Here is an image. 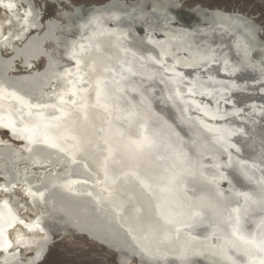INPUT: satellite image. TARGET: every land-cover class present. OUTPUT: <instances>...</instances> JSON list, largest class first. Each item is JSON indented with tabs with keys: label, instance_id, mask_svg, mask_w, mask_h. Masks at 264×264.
Listing matches in <instances>:
<instances>
[{
	"label": "bare ground",
	"instance_id": "6f19581e",
	"mask_svg": "<svg viewBox=\"0 0 264 264\" xmlns=\"http://www.w3.org/2000/svg\"><path fill=\"white\" fill-rule=\"evenodd\" d=\"M57 2L60 7L47 17L42 15L46 0H0V45L6 50L0 55V107L7 108L0 109V123L11 125L12 135L21 139L0 133V152L5 151L0 154V264L41 263L49 252L37 261L43 245L55 237L49 215L119 250L136 252L137 258L129 260L126 251H119L125 264H139V253L148 254L152 264H264V50L252 53L249 61L218 55L216 47L226 41L221 35L214 38L220 29L203 13L205 6L197 18L194 13L181 17L171 10L153 14L150 0L141 4L107 0L90 8ZM207 9L230 20H251L239 12ZM134 24L143 25L147 33ZM48 28L51 39L40 44L41 51L57 49L60 55L59 65L50 72L45 70L46 61L37 65L25 58L24 49ZM119 31L133 52L118 54L104 48L97 55L94 46L109 44L108 34ZM146 38L158 47L160 57L145 45ZM106 52L112 55L110 60ZM21 64L30 69L22 70ZM16 84L22 91L15 90ZM162 86L169 89L170 102L183 110L184 121L202 134L205 146L195 149L200 144L164 126L168 149L147 157L145 172L154 165L166 170L162 179L173 176L172 187L168 184L173 203L168 216L159 209L161 182L149 189L147 179L128 168L132 161L114 155L120 145L129 146L127 141L141 152L148 150L150 144L139 140L140 121L149 118L144 104L151 99L148 92L160 96ZM99 89L107 91L110 99L99 97ZM88 108L97 115L93 122L86 114ZM150 124L151 131L164 125L152 120ZM63 131L67 135L61 138ZM54 134L57 143L50 139ZM77 136L89 140L85 152L75 151ZM32 146L50 153L30 154ZM242 147L255 158L239 155ZM108 166L120 171L107 174ZM234 172L246 176L253 187H229L224 180ZM185 181L188 188L196 183L208 188L181 190ZM202 192L220 207L215 215L206 206L198 209ZM122 199L129 202L126 208L116 201ZM80 202L88 207L91 219L100 215L116 224L120 212L125 216L140 209L143 229L155 232L162 245L147 250L115 240L92 225L78 226L80 217L69 212L75 209L72 204L76 207ZM198 211L202 217L196 220ZM238 214L245 223L241 235L233 228ZM250 223L257 226L252 236Z\"/></svg>",
	"mask_w": 264,
	"mask_h": 264
},
{
	"label": "water",
	"instance_id": "95a60500",
	"mask_svg": "<svg viewBox=\"0 0 264 264\" xmlns=\"http://www.w3.org/2000/svg\"><path fill=\"white\" fill-rule=\"evenodd\" d=\"M125 1V0H123ZM127 1H131V0H127ZM140 2V4L142 3V0H138ZM47 2L49 3H54L55 7L52 5V10L54 12H56V9L60 7V5L58 4L57 0H47ZM70 0H62L63 5H70ZM100 2H106V0H96L94 2H90V3H100ZM89 3V2H88ZM81 6H84L86 8H90L93 5H87L86 2H80ZM150 5L153 6L151 8L153 14H165L166 10H171L172 12H174L175 14H177L178 16L181 17H185L187 16V14L191 15L192 13H194V15L197 18H200L199 13L202 11L201 10V3H199L196 0H177V2H172V0H150ZM222 8V7H220ZM206 10L203 11V13L206 15V17L212 18L216 27H219V31L218 33H214V38L218 37L219 35H221V37L225 38V44L221 47H216L218 55L220 56H224L226 58H237L239 60H245V61H249V59L251 58V54L253 52V49L255 48V46H260L262 49H264V46L262 44L261 41L258 40L257 37V30H258V26L253 23L252 20L250 21H246V20H230L229 18H225L223 16H218L215 13H210L209 10L207 8H205ZM225 9V8H222ZM229 10H234L235 12L239 11L238 9H229ZM44 12L42 11V14ZM245 14V13H244ZM201 22H206L203 21L202 19H200ZM112 23V22H110ZM233 23V25H232ZM234 26V27H232ZM229 27H232L231 29H229ZM134 28H136L138 31H144L147 33V31H145V27L143 25L140 24H134ZM50 31L51 29L48 28L40 37H35L34 39H31L27 42L26 46L24 47V49L26 50V55L25 58H32L35 63L37 65H41L43 63V61H46V67L45 70L48 69V72H50L51 70L57 68L58 64V56H60L57 53V49H55L54 52L52 53H46L44 54L41 51V45L43 44V42H46L48 40H50ZM125 31V30H124ZM70 34V32H68ZM123 32L119 31V32H110L107 36L108 40H109V44H104L101 42H98L97 45L94 46V51L96 52L97 55L101 54V52H103L104 48L107 49H113V53H118V54H127L130 52H133L132 50H134V48H132L131 45H129L128 42H126V40L121 36ZM128 33H132L131 30H128ZM154 33L156 35L162 34L160 31H154ZM130 35V34H129ZM212 38V37H211ZM236 40H240V42L238 44H236L235 42ZM37 41V42H36ZM58 41V40H56ZM55 43V48L59 49V46ZM145 45L147 46H151L153 47V49H155V54L156 57H160V55L158 54V47L151 41H149L147 38L144 40ZM41 44V45H40ZM161 44H163V41L161 42ZM193 44V43H192ZM206 45V44H205ZM207 46V45H206ZM222 49H224L225 51L222 53ZM105 51V50H104ZM105 54V53H104ZM111 54V53H110ZM167 54V53H166ZM106 58L107 60H110L112 55H109L108 52H106ZM167 56H170L169 54H167ZM65 59H68L65 56H62ZM13 59H18V56L13 55ZM102 61V60H101ZM101 63V62H100ZM22 70H28L30 69L29 67H23L25 65H20ZM201 71H204V69H202ZM219 73H224V72H219ZM235 73V72H234ZM239 72H236V74H232L230 76H235L238 75ZM47 74V73H46ZM34 76V75H33ZM12 79V78H10ZM13 84H15L16 80L12 79L10 80ZM3 83L8 84L9 85V81L7 80H2ZM264 82V81H262ZM16 91H22V89H20V87H17V84L14 86ZM169 89H167V87H163L160 90V96H156L154 97L150 92L149 95H151V99H149L150 101H145V105L149 110V118H146L143 116L142 120L140 121V126H139V134L141 135V138L139 140H144L146 142H148L150 144V146H148V150L141 152L140 150H138L139 148H136L133 145L134 142L132 143V141H127L128 145L131 146V149L134 150V152L129 148V146H124L125 148L123 149V145H120L118 147L117 152H114V155L116 154L117 157H121L122 159L127 158L129 161H132L130 164H132V166H129L128 168H132V170H134V172H136L137 174H142L145 179H147V185H156L159 184L161 182L162 186H164L162 188V190H160V188H157L158 191H160L161 195H159L158 198V204H159V209L160 211H164L167 216L170 215L169 214V209L170 207L172 208L173 203H172V193L170 188L168 187V184L171 185L170 187H172V175L169 177L168 176L167 179H162V176L164 174H166V170H163L162 168L159 169L155 168L153 165L152 171L146 170V172L144 171L147 167L148 161H147V157L148 156H155V154H165V151L168 149V145H170V142L168 141V136L166 135V132L163 131L162 129H166L170 128L172 130V132L179 136H184L186 139L191 138L193 139V143H196L198 145V147H196L195 149L199 148V147H205L204 146V141H202V134L192 125L186 123L184 121L183 118V110L179 109L175 104H173L172 102H170V99L167 96V92ZM165 92V94H164ZM135 93V92H134ZM164 95L166 96V98H164ZM34 95H31L30 98H33ZM98 96L101 97L102 99H110V95L107 91L105 90H98ZM138 96V95H137ZM125 98V97H124ZM250 98H252V96H250ZM259 98V97H257ZM125 100H127L125 98ZM119 101V100H118ZM128 101V100H127ZM0 109L3 110H7V108L4 107H0ZM183 113V114H182ZM86 114L88 115L89 118H91V122H93L97 115L93 112L92 109H87ZM86 119V116H85ZM150 120L152 121H158V122H163L164 125H162L160 128L158 129H153L151 131V124H150ZM165 126V127H164ZM57 127V126H56ZM129 126H125L122 131L123 133L126 132L128 130ZM59 128V127H58ZM80 126L77 128L78 132L80 131ZM87 128H85V132H86ZM167 130V129H166ZM58 132V131H56ZM62 132V130H61ZM111 132V131H110ZM0 133L2 135H5L7 137H9L10 139L17 141V140H21V139H17L15 136L12 135V133L10 132L9 128H0ZM163 134V135H162ZM58 135V134H57ZM57 135H51L50 139H52V141L54 140L55 143H57L59 140L57 139ZM60 135V134H59ZM61 138L66 136V132L63 131V134H61ZM57 141V142H56ZM88 139H82L80 136H77L75 139V151H79L80 152H85L86 149V145L88 143ZM110 143H112L110 141ZM136 149V150H135ZM122 150V151H121ZM30 154H36L39 156H44L49 154L50 152L48 151V149L43 148V147H38V146H32L29 150ZM239 155L242 156H248L249 158H255L254 155L252 154H247L245 153V147H242V150L238 149L237 150ZM5 151L2 150V152H0V154H4ZM111 154V151H110ZM156 158V157H155ZM115 169V168H114ZM106 172H108L107 174H117L120 170L118 168H116L115 170H112L111 167L108 166V171L107 168H105ZM230 179H226L224 181H228V186L229 187H235L238 186L240 188H250L253 187V184L248 178H246V176H243L242 174H238L237 172H234L230 175ZM9 177V175L6 176V179ZM174 184V181H173ZM189 184H187V181L184 182V184H182L180 186L181 190H184L186 188H188ZM152 186V185H151ZM192 188H188L189 190H192L194 188V191H201V190H206L208 187L205 185H202L200 183H196V184H191ZM202 188V189H201ZM153 186L151 187V190H153ZM174 189L180 193L181 190H179L178 188L175 187L174 185ZM251 190V189H250ZM252 191V190H251ZM114 197V196H113ZM132 198V196H131ZM133 199V198H132ZM117 203L119 205H121L122 208H126V206L129 204V202L125 201L124 199L122 200H116ZM199 208L201 207H207L209 214H213L215 215L218 211V208H220L217 203H214V201H212L204 192H202L199 196ZM81 205H71L70 208H75L74 210L77 211L74 213L72 210L69 212L71 215H76L78 217H80V219H77L78 223L77 225H92L94 228H96L97 230L101 231V233H104L108 236H110L111 238H115V240H120L124 243H128V244H132L134 246L136 245H141L143 248H146L147 250H150L151 248H157V246L159 247L160 245H162V240L156 237V233H150L148 232V230L146 231L145 229H143V223H141L140 220H138L139 218V213H140V209H138L135 214L132 213L130 215H125L123 212L121 213L120 216V220H118V224L111 222L108 219H104V217L97 215V217H93V219L90 218V212L88 211V207L85 206V203L80 202ZM200 211H198L196 214H194V216L196 215V220H199V218H201L202 216L199 214ZM100 216V217H99ZM195 220V219H194ZM195 220V221H196ZM47 221H49V225L52 227L53 229V234H54V239H50L49 241H47V245H43L41 252L39 254V258L37 261L41 260V257L43 256V254L46 253L47 249L49 250L48 255L45 257L44 261L39 263V264H43L46 260V258L48 259L49 257V261L50 264H61V258H60V253L57 250H51L52 246L66 238H69L70 234L73 233L75 235L81 236L82 238H84L86 241L89 242H93L95 244H97L98 246H100L103 250H105L106 252H108L109 254V258L110 260L114 263V264H125L123 263V261L121 260V256L119 254V251L123 250L126 251L127 256H129V260H131L134 257L137 258V254L136 252H129L126 249H120L118 247H113L111 244L106 243L102 240H99L98 238H95L94 236L85 234L84 232L80 231V230H76L74 229V227L72 226L71 223H68L67 221H62L57 219L56 217H53V215H49V218H47ZM193 225V224H190ZM259 225V224H258ZM248 226V231L250 232V235H253V231L254 228L257 226L253 227V223H250L247 225ZM120 227L123 228L122 230L125 231L123 232L122 230H120ZM233 228H234V232L238 235H241L242 232L245 230V223L242 221L241 216L235 215L234 217V221H233ZM68 229V230H67ZM158 229V228H157ZM136 241V242H135ZM131 242V243H130ZM137 247V246H136ZM144 251V250H142ZM140 254V258L138 263L142 264L144 262L146 263H150V261H148L149 257L146 254ZM138 260V259H137ZM153 262V261H152ZM127 264V263H126ZM152 264V263H150Z\"/></svg>",
	"mask_w": 264,
	"mask_h": 264
},
{
	"label": "rangeland",
	"instance_id": "374dc122",
	"mask_svg": "<svg viewBox=\"0 0 264 264\" xmlns=\"http://www.w3.org/2000/svg\"><path fill=\"white\" fill-rule=\"evenodd\" d=\"M70 1H72L73 3L86 2L87 5L104 3V2L90 3L96 0H70ZM196 1L201 3L202 4L201 6H205L207 8L222 7L225 8L224 10L226 11H231L229 9H238L239 11L237 12H239L240 14L245 13L244 15L246 17H250L251 20L258 26V30H257L258 40L264 43V0H196ZM52 5L54 4L49 3L46 0V6L44 9H42V11L44 12L43 13L44 15L42 14L43 16L48 17L49 15L52 14ZM74 15H73L74 17L72 18L73 20H76L77 15L76 14ZM70 35H72V32H70ZM263 50L264 49H262L260 46H255L252 53H254L255 56L257 52L263 53ZM5 54H6L5 46L0 45V55L4 56ZM18 60L19 59H16V62H18ZM51 250H57L60 253L61 264H114L110 260L108 252L103 250L97 244L86 241L81 236L75 235L73 233L70 234L69 238H66L54 244ZM49 258L48 259L46 258L43 264H50Z\"/></svg>",
	"mask_w": 264,
	"mask_h": 264
},
{
	"label": "snow or ice",
	"instance_id": "6c2138e0",
	"mask_svg": "<svg viewBox=\"0 0 264 264\" xmlns=\"http://www.w3.org/2000/svg\"><path fill=\"white\" fill-rule=\"evenodd\" d=\"M10 7H11V5H10ZM0 127H2V128H6V129H7V128H10V127H11V125H8V124H2V123H0ZM24 131H26V132H27V131H29V130H28V129H24ZM141 150H142V149H141ZM148 187H149V189H151V187H152V186H151V185H149ZM21 223H23V222H21Z\"/></svg>",
	"mask_w": 264,
	"mask_h": 264
}]
</instances>
